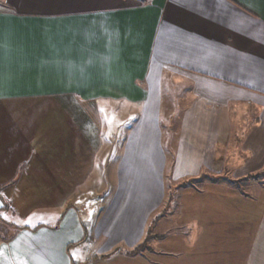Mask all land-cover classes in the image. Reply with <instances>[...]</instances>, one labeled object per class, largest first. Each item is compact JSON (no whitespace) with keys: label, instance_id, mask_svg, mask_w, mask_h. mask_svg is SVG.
Wrapping results in <instances>:
<instances>
[{"label":"crops","instance_id":"crops-1","mask_svg":"<svg viewBox=\"0 0 264 264\" xmlns=\"http://www.w3.org/2000/svg\"><path fill=\"white\" fill-rule=\"evenodd\" d=\"M170 79L173 88L164 83ZM180 84L187 85L180 94L188 96L186 104L148 106L153 96L173 95ZM36 100H69L80 111L98 101L145 104L127 107L142 110L144 121L167 119L157 126L156 155L150 156L159 159L158 167L137 166L135 159L151 153V138L141 152L139 134L123 136L121 150L107 143V153L119 147V154L100 166L98 125L86 121L84 131V123L65 119L68 107L62 104L30 106L44 114L28 121L43 126L35 136L42 129L43 136H59L29 141L48 153L41 168L54 170L60 200L45 205L54 210L50 221L27 225L2 217L18 214L0 190V264H235L213 261L208 226L185 219L184 210L220 205V196L209 193L236 192L233 185L243 176L264 172V0H0V105ZM9 117L8 126L19 121ZM242 127L246 133L237 136ZM60 142L67 151L53 157ZM0 166L2 178L14 167ZM241 169L246 173L235 178ZM137 172L148 175L135 185L145 197L148 185L165 186L169 176L173 211L167 212L161 194L149 200L154 207L128 217L125 227V220L117 222L119 210L125 203L134 207L127 191ZM262 230L264 217L248 264H264Z\"/></svg>","mask_w":264,"mask_h":264},{"label":"rangeland","instance_id":"rangeland-1","mask_svg":"<svg viewBox=\"0 0 264 264\" xmlns=\"http://www.w3.org/2000/svg\"><path fill=\"white\" fill-rule=\"evenodd\" d=\"M168 81V82H167ZM167 82V85L169 88H173L171 85V82L174 83L173 79L170 80H164V83ZM183 85V86H182ZM187 85L186 84H180L176 87L175 92L172 94L166 93L161 96H153L152 99L149 102L148 106L153 105H159L162 106H176L175 104H186L188 100V96L186 94L180 95L181 93L186 92ZM53 104H58L59 106H67V111L62 112L65 114V119L71 120L77 124L80 122L84 123V131H87V127L85 126L86 121L92 122L93 124L98 125V128L100 129V132L102 133L100 135V149L104 153V155L101 153L99 157V163L100 166L104 162L108 164L109 160L108 157L113 161V158L118 157L116 152L119 154V147H115L114 151L106 152V144L108 143V147L115 144L116 146H120L119 143L123 139V136H127V134L131 136L141 135L142 139L140 141V144L143 145L140 150L143 149L146 145V141L151 138L149 141L148 149H149V157H143L140 156L139 158L135 159L137 166L140 165V167H146L147 170L154 169L157 170L156 164L158 162V158L150 157L156 154H153L156 152V138H155V131L157 129V126H162L164 121L167 120L166 118H162L161 122L158 121L156 118H151V116L148 118V121H144L142 118V110L141 111H134L133 108H128L127 106H146L143 105H130L128 102H122V103H109L98 101L94 103H84L80 106H87L83 107V111L71 109V106H75L73 103L71 104L69 100H66V105L64 103L60 102H51V101H27V102H20L19 105H0V165H4L6 163H10L13 165L12 173L15 171V175L10 179L6 180L8 177L12 176V173H9L8 175L3 174L4 178L0 176V190L2 191L3 197L11 200V203L13 204L14 210L17 212V217L15 219L11 217L10 214L2 213V217L4 219L15 221V223L18 221H22V224L27 225H38V223H47L51 220V217L53 216L54 210L48 207H45V205H50L51 203H55L57 201V198L59 199V192L54 191L53 188L55 187V182L52 183L53 178L56 177L54 173V170L49 165L48 173H44V169L41 168L42 164L46 166V162L42 160V157L48 155V153H45V151L40 148V144H33L32 141H29L30 139H36V140H42V138H51L55 139L59 136L53 135H47L43 136L42 130L40 131L38 135L35 136V132L37 128H43V126H31L29 123H31V118L35 119H41L42 117H38L37 115H44V114H37L38 110H32L30 106H55ZM62 104V105H61ZM108 104V105H107ZM56 105V106H58ZM8 106H19L16 110L11 109V107ZM93 106H97L94 107ZM107 106H111L109 108H106ZM119 106H123L120 108ZM126 106V107H124ZM14 115V118L19 119L17 121L16 125L8 126V121L10 120V115ZM153 121L155 123L154 125H151L149 123ZM29 121V123H28ZM33 121V120H32ZM14 122V121H13ZM158 122V124H157ZM7 132V135L5 136V132ZM247 131V128H241L237 136H240L245 134ZM3 132V133H2ZM143 132V133H142ZM85 133V132H84ZM46 134V133H45ZM44 134V135H45ZM143 134V135H142ZM110 139L114 137L115 142L113 141L110 143L111 140H108V136H110ZM138 137V136H137ZM103 138V140H102ZM71 138H67V149L68 154L69 153V147L72 149ZM29 142V144H27ZM138 141H136V144L138 145ZM40 146H43L41 143ZM120 146V150H121ZM67 149L64 148V142H60V145L58 144L57 151H54L52 154L53 157H57L58 155L63 158V154L66 153ZM104 150V151H103ZM142 150L141 152H143ZM19 152V153H18ZM107 153V155H105ZM145 156V154L143 153ZM243 155V154H242ZM247 155L245 154L243 157V160H246ZM120 158V155H119ZM54 159V158H53ZM52 160H50V163H52ZM59 160H54L53 163L58 162ZM252 164L253 161L249 160ZM49 163V161H47ZM232 163V162H230ZM52 165V164H51ZM142 165V166H141ZM155 166V167H154ZM0 170H3L0 166ZM169 172V168H166L165 173ZM239 175H236L235 178H240L242 173H246L244 169H241L239 172ZM261 172H259L257 175H259ZM228 177H234L230 174H226ZM253 175V174H252ZM255 175V174H254ZM23 176V178H22ZM147 179L148 175L144 173V175H140L138 172L133 176L132 185H130V188L127 191V194L130 196L129 202L133 201V206L128 205L127 203L121 205V210H119L118 215V223L120 221L125 220V227L127 226V218L131 216H135L139 210L149 209L150 205L152 207L155 206V203L149 204V200L155 198L154 200L157 201L156 197L160 198L161 194L163 195V205L164 207L169 206V209L167 212L173 211V200L171 197V190L170 188H166V186H169L167 184V178L169 176H165V186L164 185H158V184H152L148 185L150 186V190L146 191L147 197H145V191H140L138 194L137 189L135 190L136 185V179L139 178ZM167 177V178H166ZM247 176H243L245 178L242 181H238L235 183L233 188L236 189V192L241 195L239 198L235 196L236 192L227 190V191H216L209 193L210 195L215 194L220 196L221 198V204L219 205H212L210 208L206 206H200L202 203L192 204L193 207H188V209L184 210V217L185 219H199L200 223L205 224L208 226L209 233L212 234L213 239L211 240L214 245H212L209 255L212 257L213 261L215 263H223V258L225 259H232L235 264H248L250 259V253L252 251V247L254 246V241L256 237V228L258 229L259 225L262 223L263 217H264V178L262 179H255V178H247ZM19 178H22L21 182H19ZM38 181H37V180ZM229 180V179H228ZM261 181V182H260ZM5 182L4 184H2ZM18 187L14 188V185L17 184ZM12 186V187H10ZM16 186V185H15ZM162 186H163V193H162ZM13 188V189H12ZM64 194V192L62 191ZM61 193V195H62ZM74 192H70L68 195H72ZM144 194V198H140L138 200V196ZM177 195V199L182 198V194L179 192L178 194L176 191H172V196ZM189 194V193H188ZM255 194V195H254ZM213 197V196H212ZM146 198V199H145ZM185 202L187 200V196L184 197ZM192 198H195L194 195H191L189 197V202ZM63 199V198H62ZM137 199V201H136ZM148 199V200H147ZM60 200V199H59ZM166 200H168L166 203ZM253 200V201H252ZM137 203V206L135 203ZM159 202V201H158ZM204 202V201H201ZM149 205V206H147ZM92 205H89L90 207ZM90 209V208H89ZM98 209V208H97ZM100 209H103V207H100ZM104 208L103 210H105ZM156 215L160 213L161 208L156 207ZM81 211V210H80ZM88 211V210H87ZM87 214L84 213V217L86 218ZM11 218V219H10ZM117 223H114L116 225ZM115 229L114 226H112L111 231ZM263 229V228H262ZM4 233V232H2ZM126 233V232H125ZM130 233V232H129ZM262 233V234H261ZM215 234L218 235V238L215 237ZM221 237V238H219ZM260 241L263 242L262 246L264 245V233L263 230L260 232ZM102 242V240H101ZM100 242V243H101ZM98 243V246L96 249L101 248ZM116 248H118L116 246ZM115 248V249H116ZM224 252L226 254L224 255ZM96 253V252H95ZM197 256L199 260H202V252L199 250L197 252Z\"/></svg>","mask_w":264,"mask_h":264},{"label":"trees","instance_id":"trees-1","mask_svg":"<svg viewBox=\"0 0 264 264\" xmlns=\"http://www.w3.org/2000/svg\"><path fill=\"white\" fill-rule=\"evenodd\" d=\"M250 178L262 179V178H264V172L262 174H260V175L250 176Z\"/></svg>","mask_w":264,"mask_h":264}]
</instances>
